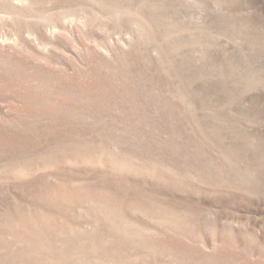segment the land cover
<instances>
[{
  "label": "rangeland",
  "instance_id": "rangeland-1",
  "mask_svg": "<svg viewBox=\"0 0 264 264\" xmlns=\"http://www.w3.org/2000/svg\"><path fill=\"white\" fill-rule=\"evenodd\" d=\"M0 264H264V0H0Z\"/></svg>",
  "mask_w": 264,
  "mask_h": 264
}]
</instances>
